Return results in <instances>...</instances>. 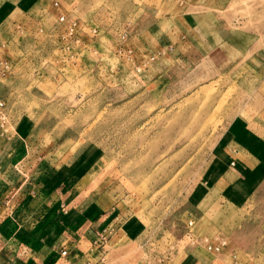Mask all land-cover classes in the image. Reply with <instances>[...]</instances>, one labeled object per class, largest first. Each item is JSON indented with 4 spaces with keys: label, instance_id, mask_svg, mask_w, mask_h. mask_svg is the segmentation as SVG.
I'll use <instances>...</instances> for the list:
<instances>
[{
    "label": "rangeland",
    "instance_id": "rangeland-1",
    "mask_svg": "<svg viewBox=\"0 0 264 264\" xmlns=\"http://www.w3.org/2000/svg\"><path fill=\"white\" fill-rule=\"evenodd\" d=\"M179 19L184 44L165 32ZM260 52L264 0H0V164L27 156L14 172L41 177L54 199L113 194L123 218L113 229L125 236L107 245L105 264H180L208 244L256 256L264 185L214 220L188 216L186 199L222 160L225 132L262 107L264 79L248 73Z\"/></svg>",
    "mask_w": 264,
    "mask_h": 264
},
{
    "label": "crops",
    "instance_id": "crops-1",
    "mask_svg": "<svg viewBox=\"0 0 264 264\" xmlns=\"http://www.w3.org/2000/svg\"><path fill=\"white\" fill-rule=\"evenodd\" d=\"M184 20H178L179 23L182 22V27L178 26L179 29L165 30L166 35L169 34V42L170 39L173 40L172 35L176 36L177 44L192 40V37H186ZM196 30L197 28L195 35ZM196 40H199L197 36ZM208 43L207 41L201 44L208 48L207 52L211 49L210 53L215 61L223 62L226 54L221 52V47L210 48ZM249 58L252 61L248 73L264 79V53L260 52ZM232 72L234 71L229 70V73ZM9 84H6V87L11 89ZM260 105L262 107L256 111V116L253 114L250 119H237L234 126L225 132L229 139L227 145L220 150L222 160L220 158L212 161V172L204 182L198 184L191 197L187 196L186 202L190 203L187 208L188 216L214 220L221 206H241L264 185L262 95ZM238 120L245 122L242 123L243 126L238 125ZM249 122L256 124L253 126ZM23 150L25 154L30 153L28 147ZM28 159L27 156L22 157L21 161L16 160L14 163L7 154L0 164V264H85V260H89L87 264H105L107 245L112 246V242L120 234V230L113 229L120 222L122 224L123 220L118 209L119 200L114 201L115 198L109 191L102 196L93 192L90 195L85 194L83 200L76 193L72 196L68 193L63 198L60 196L54 199L52 194L41 193L44 187L41 190L38 188V184H42L41 177L33 181L30 177H20L14 172L17 165L27 164ZM60 168L61 166L53 168L52 171L59 174ZM70 171L68 180L75 178V169ZM51 175L48 173L46 185L52 182ZM82 201L79 205L78 202ZM36 202L37 208L33 211L29 209L28 213H25V209L31 208ZM212 227L214 228V225ZM14 233L21 236L10 238ZM151 235L152 231L149 237ZM121 236L116 240L122 239ZM13 251L18 253L16 257ZM245 251L247 250L242 247L231 245L218 252L193 247L187 250L180 264H264V245L256 256H249ZM63 252L65 254H62ZM89 255L91 259H88ZM29 256L33 257V260L29 261ZM93 256H98L97 261H93Z\"/></svg>",
    "mask_w": 264,
    "mask_h": 264
},
{
    "label": "built area",
    "instance_id": "built-area-1",
    "mask_svg": "<svg viewBox=\"0 0 264 264\" xmlns=\"http://www.w3.org/2000/svg\"><path fill=\"white\" fill-rule=\"evenodd\" d=\"M178 1H181V0H178ZM63 20V18H61L60 19V21H62ZM74 25H75V23H74ZM96 33V31L95 30H93V32H92V34H95ZM127 38H128V32L127 31H124L122 34H120V40L121 41H126L127 40ZM119 54L122 52V50L121 49H119ZM152 60V59H151ZM4 69H7V65H5L4 66ZM137 71H139V70H137ZM3 108H4V102L2 101V100H0V111L1 110H3ZM189 225H192V223H189ZM220 248H221V246H220V244H217V245H211V244H208L207 245V249L209 250V251H213V252H218L219 250H220ZM62 254H65V252H63Z\"/></svg>",
    "mask_w": 264,
    "mask_h": 264
}]
</instances>
